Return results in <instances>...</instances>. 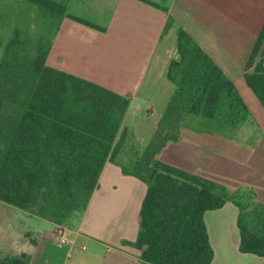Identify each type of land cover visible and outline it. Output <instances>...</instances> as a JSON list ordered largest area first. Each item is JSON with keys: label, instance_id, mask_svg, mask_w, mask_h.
Wrapping results in <instances>:
<instances>
[{"label": "crops", "instance_id": "0c3cea01", "mask_svg": "<svg viewBox=\"0 0 264 264\" xmlns=\"http://www.w3.org/2000/svg\"><path fill=\"white\" fill-rule=\"evenodd\" d=\"M263 25V0H69L46 65L127 97L116 141L124 130L127 136L114 162L105 163L86 209L61 226L0 202V259L24 255L27 264H144L131 244L139 233L147 186L121 166L142 154L175 92L167 74L177 58L178 28L234 83L249 120L238 129L185 121L179 139L157 160L231 191L252 189L264 204V108L244 79ZM258 61L264 64V54ZM238 214L232 202L205 213L211 264H264L263 258L240 252ZM59 227L64 244L56 237Z\"/></svg>", "mask_w": 264, "mask_h": 264}, {"label": "trees", "instance_id": "16d2710c", "mask_svg": "<svg viewBox=\"0 0 264 264\" xmlns=\"http://www.w3.org/2000/svg\"><path fill=\"white\" fill-rule=\"evenodd\" d=\"M68 1L28 0L46 18L58 20L54 35L67 17ZM53 39L32 46L26 32L16 28L5 45L0 41V202L61 226L86 209L105 163L114 162L123 148L127 131L116 139L129 99L48 67ZM263 54L264 25L244 74L264 108V64L256 62ZM167 77L175 92L155 135L140 156L121 166L147 186L131 245L141 251L144 264H211L204 215L232 202L239 210L240 252L264 259V204L252 189L231 191L157 160L179 139L183 122L197 118L201 125L238 129L249 120L247 106L234 83L182 28ZM0 264H27V258L6 256Z\"/></svg>", "mask_w": 264, "mask_h": 264}, {"label": "rangeland", "instance_id": "374dc122", "mask_svg": "<svg viewBox=\"0 0 264 264\" xmlns=\"http://www.w3.org/2000/svg\"><path fill=\"white\" fill-rule=\"evenodd\" d=\"M56 1L63 3L65 0ZM57 21L56 18H46L28 0H0V41L3 42V45L8 42L16 28L26 32L32 41V46L38 40L47 42L48 39H53L56 36L54 33ZM3 52L4 50L0 53V59Z\"/></svg>", "mask_w": 264, "mask_h": 264}, {"label": "built area", "instance_id": "2783aa9c", "mask_svg": "<svg viewBox=\"0 0 264 264\" xmlns=\"http://www.w3.org/2000/svg\"><path fill=\"white\" fill-rule=\"evenodd\" d=\"M56 237L58 239L59 244H64L67 242L65 231L62 227H59L56 233Z\"/></svg>", "mask_w": 264, "mask_h": 264}]
</instances>
